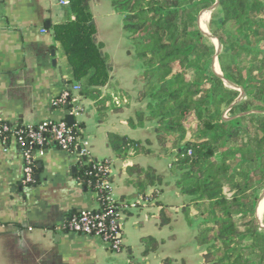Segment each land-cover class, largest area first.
I'll return each instance as SVG.
<instances>
[{
	"label": "trees",
	"instance_id": "obj_1",
	"mask_svg": "<svg viewBox=\"0 0 264 264\" xmlns=\"http://www.w3.org/2000/svg\"><path fill=\"white\" fill-rule=\"evenodd\" d=\"M90 2L70 0L74 19L53 30L81 94L100 104L105 99L100 100L97 88L108 83L109 68L103 44L96 42ZM217 2L220 16L216 25L211 24V35L221 45L217 57L221 76L212 67L217 49L199 26L201 12ZM111 4L122 15L124 31L143 64L137 100L146 108L128 124L136 129L153 122L161 150L177 151L171 170L179 173L176 186L189 198L182 207L186 222L201 225L196 241L204 263L264 264V220L261 223L256 216L264 190V0H111ZM108 145L121 159L130 153H153L150 140L114 133L108 134ZM104 163L110 166L109 161ZM92 165L87 158L78 162L76 178L93 192L98 211L111 210L115 217L123 207L138 206L137 201L112 200L110 189L100 187L103 175ZM132 172L139 177L144 201L160 208V226L170 225L172 208L158 200L164 176L153 168L135 167ZM104 179L111 181L110 173ZM149 186L154 189L146 193ZM141 245L147 256L160 244L146 237ZM162 264L176 262L166 258Z\"/></svg>",
	"mask_w": 264,
	"mask_h": 264
},
{
	"label": "crops",
	"instance_id": "obj_2",
	"mask_svg": "<svg viewBox=\"0 0 264 264\" xmlns=\"http://www.w3.org/2000/svg\"><path fill=\"white\" fill-rule=\"evenodd\" d=\"M69 5L70 0H0V124L35 126L44 121L68 122L73 116V125L90 138V156L110 162L111 198L137 201L138 206L133 209L130 204L121 216L124 250L113 253L100 238L64 229L72 215L100 209L93 192L76 178L77 157L50 142L44 155L36 156L34 183L22 187L24 162L19 144L15 138L6 144L0 140V264H162L166 258L176 264H205L196 241L201 225L186 222L182 207L189 198L176 186L179 173L171 170L177 151L166 154L161 150L153 122L136 129L128 124L146 108L137 100L143 64L111 0L90 2L96 42L103 44L102 53L108 58L109 81L97 88L105 102L96 104L80 91L68 106L55 107L66 85H80L53 30L74 19ZM75 109L81 113L75 115ZM110 133L150 140L153 153L117 158L108 145ZM135 167L153 168L164 176L158 200L172 208L170 225L161 227L160 208L140 200L142 186L132 172ZM153 189L149 186L145 192ZM262 195L259 203L263 206ZM261 212L258 216L256 211L260 222L264 220ZM146 237L160 245L144 256L141 240Z\"/></svg>",
	"mask_w": 264,
	"mask_h": 264
},
{
	"label": "built area",
	"instance_id": "obj_3",
	"mask_svg": "<svg viewBox=\"0 0 264 264\" xmlns=\"http://www.w3.org/2000/svg\"><path fill=\"white\" fill-rule=\"evenodd\" d=\"M80 91V85H66L62 94L56 99L55 107L60 108L69 105L75 93ZM73 113L79 115L81 111L75 109ZM226 113L228 114V112ZM77 131H81L83 135H76ZM10 138L17 140L24 162L22 187L34 183L36 156L44 155L47 145L54 142L61 151L75 155L78 162L83 158L92 162L93 170L99 171L103 175L100 187L107 190L110 188L109 181L104 179L105 174L110 171V166L104 161H96L90 156V138L77 125H70L66 121H44L35 126H17L3 123L0 125V140L6 144ZM140 200L143 198L140 197ZM127 207L121 208L115 217L111 210L105 212L87 211L81 215H74L65 222L64 229L73 233L100 238L111 252L120 254L124 250L119 229L120 218ZM131 208L135 209V206L131 205Z\"/></svg>",
	"mask_w": 264,
	"mask_h": 264
},
{
	"label": "rangeland",
	"instance_id": "obj_4",
	"mask_svg": "<svg viewBox=\"0 0 264 264\" xmlns=\"http://www.w3.org/2000/svg\"><path fill=\"white\" fill-rule=\"evenodd\" d=\"M213 7H214V6H213ZM213 7H212V8H213ZM212 8H211V9H212ZM121 16H122V15H121ZM219 16H220V11H219L218 7H217V8H214L213 10H210V9H209V10H204V11L201 12V14H200V16H199V26L201 27V28H200L201 30H203V29H202L203 26H202L201 23H200V22H201V18H204V17H205V19L207 20L206 23L204 22L207 28H206V31L203 30V32L206 34V36H208V37L210 38V41H211L212 44L216 47V49H217V54H219L220 51H221V45L219 44L218 40L215 39V38H213L212 35H211V24L214 23V22H217L216 20L219 18ZM214 25H216V24L214 23ZM217 54H216V56H217ZM216 56H215V57H216ZM243 59H245V57H244ZM218 66H219V67H218ZM212 67H213V70H214L216 73L221 74L220 65H219V63H218L217 58H214V62H213ZM216 69H218L219 71L217 72ZM118 97L121 99L122 94L119 93ZM224 118H225L226 120L229 119V118H230L229 114L224 113ZM263 191H264V190H263ZM260 192H261V191H260ZM261 194H263V195H262V197H263V196H264V192L260 193V195H261ZM259 201H260V198H259ZM259 201H258V203H257V208H258ZM263 202H264V200H263ZM260 203H261V202H260ZM263 206H264V203H263ZM263 206H262V207H263ZM262 207H260V208H259V211H257L258 216H259V213L262 211ZM257 208H256V210H257ZM262 217H263V216L261 215V218H262ZM262 222H263V221H262ZM262 222H261V223H262ZM194 224H197V221H194L192 225H194Z\"/></svg>",
	"mask_w": 264,
	"mask_h": 264
},
{
	"label": "water",
	"instance_id": "obj_5",
	"mask_svg": "<svg viewBox=\"0 0 264 264\" xmlns=\"http://www.w3.org/2000/svg\"><path fill=\"white\" fill-rule=\"evenodd\" d=\"M218 7V2L214 5V7L212 8V9H210V10H213L214 8H217ZM201 28V27H200ZM203 31V30H202ZM204 33V32H203ZM219 42V41H218ZM220 44V43H219ZM218 57V54H217V56L215 57V58H217ZM217 75H219V76H221V74H218L217 73ZM242 99V96H241V98L239 99V100H241ZM67 121H68V123L70 124V125H73L74 124V118H73V116H69L68 117V119H67Z\"/></svg>",
	"mask_w": 264,
	"mask_h": 264
},
{
	"label": "bare ground",
	"instance_id": "obj_6",
	"mask_svg": "<svg viewBox=\"0 0 264 264\" xmlns=\"http://www.w3.org/2000/svg\"><path fill=\"white\" fill-rule=\"evenodd\" d=\"M206 21H207V20L205 19V17H204V18H201V22H200V23H201V25L203 26L202 29H203L204 31H206V28H207L206 25H205ZM204 22H205V23H204ZM218 67H219V66H218ZM80 132H81V131H77V132H76V135L80 136ZM109 173H110V171H109ZM261 207H262V206H261ZM81 214H82V213H81ZM81 214H78V215H81ZM261 215H263V214H261ZM68 219H69V218H68ZM261 219H262V218H261ZM113 253H115V252H113ZM116 254H117V253H116Z\"/></svg>",
	"mask_w": 264,
	"mask_h": 264
}]
</instances>
